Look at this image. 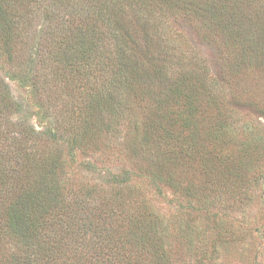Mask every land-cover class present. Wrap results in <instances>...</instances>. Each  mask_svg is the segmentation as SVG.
<instances>
[{"label":"rangeland","instance_id":"rangeland-1","mask_svg":"<svg viewBox=\"0 0 264 264\" xmlns=\"http://www.w3.org/2000/svg\"><path fill=\"white\" fill-rule=\"evenodd\" d=\"M89 3L83 5L82 13L98 11L105 4L103 17L96 19L95 14L84 22L96 46L91 52L93 63L100 62L105 88L125 76L122 87L112 95L124 104L122 114L138 116L140 128L128 132V119L122 120L126 122L124 131L119 143L120 137L116 139L119 156L96 151L95 145L87 153L81 151V144L70 150L68 141L60 139L55 144L43 135L41 142L38 140L42 151L61 154L64 171L57 177L65 187L64 196L72 200L77 194L85 195V184H98L109 196L118 190L126 196L140 191L142 203L152 204L166 225L162 234L167 232L165 243L175 264H264V0ZM50 5L61 10L60 18H54L55 12L45 13ZM62 6L61 0H33L20 16L7 10L4 22L0 15V78L9 85L17 103L12 100L14 107H0V114L12 123L25 121L39 131L53 129L71 138L77 120L64 81L58 78H69L74 72L79 49L48 47L53 58L46 61L48 38L42 41L38 36L43 29L56 27V21L68 18ZM66 28L50 34V41L64 36ZM72 52L77 58L68 56ZM117 55H122L120 63ZM187 116L190 124L184 127L182 118ZM170 128L176 139H166ZM190 133L193 142L186 139L188 146L179 154L183 137ZM107 135L97 128L98 145L107 142ZM248 140L253 151L247 148L244 152L240 148ZM151 145L165 153L172 150L162 170L180 180L181 187L194 182L199 195L206 198L189 200L180 190L163 184L160 193L161 189L148 181L147 172L133 175L127 187L108 182L112 173L136 171L131 149ZM201 148L210 151L207 157L217 165L212 169L219 188L211 183L214 176L201 171L194 155ZM83 159L96 160L97 171H87ZM188 221L197 230L192 246L187 245L190 239L184 232ZM219 224L226 230L222 237L214 229ZM5 242H0L5 256L22 246L17 240Z\"/></svg>","mask_w":264,"mask_h":264},{"label":"trees","instance_id":"trees-1","mask_svg":"<svg viewBox=\"0 0 264 264\" xmlns=\"http://www.w3.org/2000/svg\"><path fill=\"white\" fill-rule=\"evenodd\" d=\"M32 1L0 0L2 20L6 22L7 10H11L16 17L20 16L24 7H29ZM98 1L100 0H61L62 8L69 13V19L63 17L62 20L56 21V27L50 26L43 29L38 35L42 36V41L48 38L45 47L48 58L46 61L53 58L48 55V47L56 50V47L62 48L65 45L64 50L69 47L79 49L78 57L80 58L72 65L75 67L74 72H71L69 78H58L59 82L64 81V91L70 97V103L74 108L72 113L77 120V126H73V132L72 129L69 131L73 136L71 138L60 136L54 133L53 129L39 131L25 121L12 123L9 119H4L3 113L0 114V242L6 243L5 241L9 240L22 242L18 252L8 256L0 252V264H175L171 258V251L167 249L169 245L165 243V239L168 240L167 232L162 234L166 225L157 215L152 204L145 200L142 203L140 191L130 192L126 196L122 194V190H118L114 196H109L102 193L101 186L98 184H85L82 185L85 195L77 194L76 198L68 200L64 196L65 187L61 184V178L57 177L61 169L62 172L64 171L61 154L46 155L39 146L42 136L46 135L55 144L60 139L68 141L67 146L70 150H74L72 148L81 144V151L87 153L88 149L95 145L96 151L119 156L120 149L117 148L116 139L123 133L122 130L124 131L122 126L126 122L122 120L128 119V125H126L129 126L128 132L132 129L138 131L140 128L138 116L131 112L123 113L125 114L123 115L120 110L124 104L118 96L112 95L116 89L119 90L118 88L122 87L125 76L117 77L118 84L105 88L103 82L106 78H103L105 76L103 70L99 69L100 62L93 63L94 56H91V52L96 46L91 39L93 34L86 30L84 22L95 14L98 15L96 19L103 17L105 4L103 9L101 6L98 11L82 12L84 4ZM101 2L104 3L106 0ZM49 12H55L54 18H60L61 10L57 7L50 5V9L45 13ZM81 22H83L82 25H80ZM66 26V34L61 36L64 39L60 40L61 37H59L51 42L50 34L61 31ZM57 33L59 36V32ZM59 40L61 43L58 42ZM39 46L42 47L43 44ZM84 47L86 50L83 49ZM119 47L122 46L119 44ZM68 56L77 58L73 52ZM117 57L120 63L122 55ZM118 67L121 68V66ZM12 100L9 85L0 78V107L8 109L14 107L12 106L14 103L17 105ZM188 117L182 118L181 124L184 127L190 124ZM148 120L154 122V120ZM98 121L101 123H97ZM9 124L14 125V129H11ZM99 127L106 135L108 134L107 142L104 141L105 143L101 146L95 139V132ZM166 139H176L171 128L166 132ZM186 139L193 142L192 133L183 137V145L178 147L179 154H182L181 152H184L188 146L185 144ZM112 140L115 142L113 145L110 143ZM120 140L121 137L118 143ZM125 142L126 138L123 144ZM248 142L246 145L243 142V148H240L244 152L247 148L253 151L252 144L249 140ZM155 148L156 146L151 145L131 149V155L133 159L134 157L136 159L133 163L136 171L123 169L119 173H112L113 177L108 182L118 187H127L133 175L138 176L140 172H147L148 181L159 190L163 184L180 190V195L189 197V200H199L198 197L206 198L205 195H199L194 182H187L181 187L180 180L172 173L163 171L164 161L174 152L171 150L165 153ZM209 152L208 149L201 148L194 155L200 162L201 171L214 176L211 183L219 188L217 175L212 169L217 165L210 162L207 157ZM95 163L96 160L90 159L82 161L84 168L93 173L97 171ZM188 222L184 232L190 239L187 245L192 246L194 244L192 238L197 230L194 224ZM159 227H161L160 233ZM214 229L218 237L226 233L220 224L215 225ZM2 239H5L4 242ZM146 253L154 257L150 259L151 255L147 256Z\"/></svg>","mask_w":264,"mask_h":264}]
</instances>
